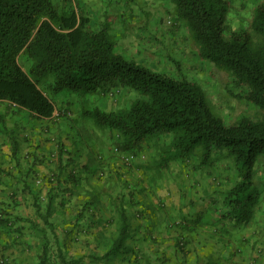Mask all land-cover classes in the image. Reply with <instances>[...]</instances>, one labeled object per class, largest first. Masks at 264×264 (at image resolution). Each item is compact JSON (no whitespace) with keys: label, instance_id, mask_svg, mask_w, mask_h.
Returning a JSON list of instances; mask_svg holds the SVG:
<instances>
[{"label":"trees","instance_id":"trees-1","mask_svg":"<svg viewBox=\"0 0 264 264\" xmlns=\"http://www.w3.org/2000/svg\"><path fill=\"white\" fill-rule=\"evenodd\" d=\"M67 1L0 0V103L24 110L40 121L53 118L57 97H105L122 90L132 92L136 97L127 108L105 111L93 106L81 109L78 117L94 131L116 136L118 151L135 157L143 151L147 140L158 135H171L173 141L162 152L161 164L187 163L199 154L201 167L214 153L223 152L231 159L236 174V182L225 193L223 202L234 220L240 221L248 207L257 201L253 177L257 162L264 160V118L251 120L244 117L226 125L213 112L197 82L154 71L124 57L117 50L113 15L105 12L104 22L92 29L89 18L69 8ZM170 2L174 7L173 23L182 22L189 31L197 57L228 73L244 90L243 99L264 110V0L253 11L252 33L243 30L229 34L228 0ZM252 34L261 41L255 43ZM5 109L10 111L7 106ZM19 111L13 110V114ZM67 152L62 147L61 153ZM15 153L14 147L13 155ZM131 167H127L129 171ZM99 170L100 166L97 174ZM57 177L52 174L47 180L50 185L53 180L59 182L47 192L50 200L47 215L53 210L54 198L61 191L65 194L71 190L60 185L62 179ZM75 177L71 172L63 181L74 182ZM124 184L129 186L128 182ZM142 190V187L138 189ZM37 207L40 206L37 204ZM4 214H0V225L10 224L8 214ZM124 214L121 213L123 224L118 236L105 258H128L127 253L136 258L139 256L138 251L128 252L125 247L128 233ZM41 219L48 225L46 216ZM50 235L56 243L57 236ZM184 236L175 237V249L182 254L192 243L190 234ZM49 238L44 235L38 264L82 262L83 258H70L66 250L57 246L54 258L50 257ZM89 257L92 260V256ZM205 264L215 263L210 260Z\"/></svg>","mask_w":264,"mask_h":264},{"label":"rangeland","instance_id":"rangeland-1","mask_svg":"<svg viewBox=\"0 0 264 264\" xmlns=\"http://www.w3.org/2000/svg\"><path fill=\"white\" fill-rule=\"evenodd\" d=\"M262 1L228 0L230 11L227 17V33L243 30L252 33L250 24L253 11ZM118 4L120 3L111 2L107 6L109 8L107 12L116 18L113 26L116 32L115 38L123 47V50L120 47H117V50L124 57L134 59L154 71L176 78L183 76L197 82L205 92L213 112L222 118L226 125H232L244 117L251 120L264 118V110L243 99L244 90L233 82L228 73L217 70L212 64L197 57L196 46L190 39L189 31L182 22L173 23L174 7L170 0H127V4L117 8ZM103 20L101 23L104 22ZM89 26L94 29L95 25ZM129 26H131L130 30L127 29ZM124 31L131 32V37L126 35V38L122 37L119 40L117 35L118 37L120 34L123 35ZM134 35L138 37L134 39ZM252 37L255 43L261 41L253 34ZM46 94L48 95L47 92ZM135 97L134 93L124 90L105 97L84 98L77 95L67 98L57 97L54 99L57 110L54 118L56 120L52 122L51 128L59 129L60 126L74 124L80 116L81 109H89L93 106L105 111L127 108ZM95 136L99 143L98 148H102L96 154L101 170L99 173L105 172L102 176L98 173V179L104 182V186H109V181L115 176L124 198L132 202L129 204L125 202L122 205L126 211L133 210L135 216L144 222L146 229L151 226L158 228V231L155 229L156 232L154 234L151 232V235L146 231L150 241L155 242L156 239L159 241L156 250L150 251L151 246L147 249L149 254L154 253L158 258L152 256L154 258L149 259L150 264H205L210 260L215 264H264L263 159L257 162L253 177L256 204L249 206L247 212L243 213L242 219L236 221L229 213V207L223 202L225 193L236 182L232 161L223 152L214 153L201 167L199 154H195L187 163L174 161L161 164L160 159H164L162 152L172 143L173 137L158 135L147 140L143 151L139 152L138 156H134L128 165H124L122 157L131 153L118 151L115 145L118 138L113 137L111 133L98 130L95 131ZM141 156L148 163L147 172L138 170L136 166ZM127 167H131V170L129 171ZM152 177H157L158 181H161V187L151 188L153 186L151 184L157 183L156 179H151ZM57 178L59 179V176ZM124 182H128L129 186L127 187ZM163 184L165 188L162 187ZM170 184H172L171 190H169ZM49 186L47 182L46 191L52 190ZM140 187L143 188L142 191H138ZM105 188L109 191V187ZM61 192L60 194L64 195ZM170 192H173L172 196ZM158 198L162 207L158 204ZM170 205H175L174 212L170 211L172 208ZM165 208L171 212V217L166 218L164 220L166 224H163L161 214L166 212ZM148 210L155 213L157 224L151 225L152 218H148ZM169 224H171L169 229L172 230L168 237H165L164 230ZM184 234H190L192 243L189 244V250H185V254H182L175 249V237L185 238ZM49 237L48 252L50 257H53L57 247L51 235ZM98 247L96 252L70 249V254L73 255L70 258H83L80 264H90V253L91 264H118L119 259L126 260V257L118 260L105 258L109 246L98 245ZM40 256L41 254L38 259Z\"/></svg>","mask_w":264,"mask_h":264},{"label":"crops","instance_id":"crops-1","mask_svg":"<svg viewBox=\"0 0 264 264\" xmlns=\"http://www.w3.org/2000/svg\"><path fill=\"white\" fill-rule=\"evenodd\" d=\"M114 1L120 3L117 8L127 4V0H68L65 3L88 17L89 24H94V29H97L105 12L109 10L107 6ZM131 26L127 29L130 30ZM126 35L131 37L132 33L124 31L117 38L120 40L122 37L126 38ZM137 35H134V39ZM117 45L123 50L120 42ZM13 110L19 111L12 105L0 103V214H8L10 219V224L0 225V264H38V256L42 254L45 241L44 235L49 237L51 233L57 236L54 245L66 250L69 257L73 256L70 249L96 252L98 245L111 247L123 224L121 213H125L127 219L128 239L124 243L125 247L128 252L139 251V256L136 258L130 255L125 261L119 259L118 264H150L149 259H153L155 255L149 254L147 249L151 246L150 251L156 250L159 241H150L146 231L151 235L158 228L151 226L146 229L144 222L135 216L133 210L126 211L122 205L132 202L124 198L115 176L109 181V186H104V182L98 179L99 163L96 154L102 148H98L99 143L92 126H87L83 120L79 121V117L72 129V124L60 126L59 129L51 128L52 122L56 120V112L51 120L36 121L24 110L19 111V115H14ZM14 147L16 153L13 155ZM62 147L68 152L62 154ZM136 166L138 170L147 172L148 163L143 156ZM71 172L76 176L75 181H63ZM53 173L59 174V179H62L60 185L71 190L54 198L53 210L47 215L50 200L47 196L49 190L46 191L45 185ZM151 179L157 180L156 184L150 182L153 185H150L151 188L161 187V181L157 177ZM58 183L53 180L49 187ZM171 185L169 190L172 189ZM105 187H109V191ZM162 187L165 188V184ZM173 192H170L171 196ZM158 204L162 207L159 198ZM117 205L119 206L116 208ZM170 206V211L174 212L175 205ZM166 208V212L161 214L163 224H166V218L171 217V212ZM147 212L148 218H152L151 225L157 224L155 213L152 210ZM41 216H46L48 225L43 223ZM160 222L161 220L158 223ZM169 227L171 224L165 228V234L160 233L168 237L172 230ZM89 260L91 264V257Z\"/></svg>","mask_w":264,"mask_h":264},{"label":"built area","instance_id":"built-area-1","mask_svg":"<svg viewBox=\"0 0 264 264\" xmlns=\"http://www.w3.org/2000/svg\"><path fill=\"white\" fill-rule=\"evenodd\" d=\"M114 94H117V93L116 92L111 93L110 96H112ZM133 158H134V156L132 154L129 155V156L128 155L123 156L122 159H123L124 165H128ZM103 174L105 175V172L104 171H102L101 173H99L100 176H102Z\"/></svg>","mask_w":264,"mask_h":264}]
</instances>
